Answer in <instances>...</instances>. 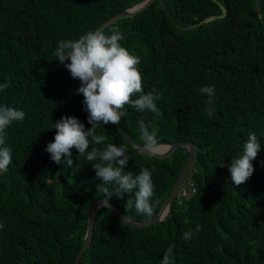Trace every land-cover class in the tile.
Instances as JSON below:
<instances>
[{
  "label": "trees",
  "instance_id": "16d2710c",
  "mask_svg": "<svg viewBox=\"0 0 264 264\" xmlns=\"http://www.w3.org/2000/svg\"><path fill=\"white\" fill-rule=\"evenodd\" d=\"M136 0H0V105L23 110L25 118L6 129L12 162L0 174V264H72L84 231V213L95 197L126 208L127 194L109 196L97 185L96 172L85 156L72 149L73 165L52 161L46 146L54 140V124L75 116L90 128L78 79L54 52L61 40L78 39L112 12ZM259 3L264 20V0ZM158 0L101 29L118 30L122 47L140 58L145 93H161L162 113L121 111L129 136L144 143L139 122L161 140L189 139L196 146L189 173L195 190L175 197L163 219L129 227L114 210L99 205L92 218V238L80 264H160L173 249V264H264V23L255 0ZM207 22L180 28L214 14ZM70 61H66L68 63ZM214 86L212 102L201 93ZM155 90V92L153 91ZM135 99L136 97H132ZM213 110L212 116L207 109ZM250 133L261 142L245 183L231 182L228 165L242 152ZM104 144L123 146L129 156L125 171L151 172L153 213L159 207L186 157L178 147L156 158L137 152L118 125L100 124ZM223 161V167L220 166ZM154 168V170H153ZM200 231L196 232V226ZM194 233L190 240L181 237Z\"/></svg>",
  "mask_w": 264,
  "mask_h": 264
},
{
  "label": "clouds",
  "instance_id": "9594fccd",
  "mask_svg": "<svg viewBox=\"0 0 264 264\" xmlns=\"http://www.w3.org/2000/svg\"><path fill=\"white\" fill-rule=\"evenodd\" d=\"M122 39V34L113 29L110 35L101 30L88 31L78 39L58 42L54 56L69 70L73 79L80 81L77 93L83 95L84 110L88 114L87 119L91 127L86 129L84 123L75 116H62L54 124L56 134L54 140L47 144L46 151L53 162H64L69 167L73 165L72 149L78 150L79 156L86 155L89 162L98 160L97 163H91L96 172V179L101 181L97 189L111 197L107 186L115 184V195L121 198L125 194L127 197H133L127 198L126 208L134 207L137 214L151 216L154 185L149 169L140 168L138 174L125 171L129 156L123 146L108 143L103 149L92 147L91 151H88L90 144L101 145L105 142L103 135L96 134L97 126L119 125L124 115L121 109L125 105H131L140 112H153L157 117L162 115L155 103L162 94L144 92L142 74L138 68L140 58L121 46L119 41ZM66 61L70 62L65 63ZM8 86V83H0V91H4ZM200 91L207 94L208 103H211L214 86H204ZM134 96L135 99L132 98ZM206 111L211 117L213 110L209 107ZM25 115L23 110L0 105V174L6 172L12 162L11 149L5 143L6 129L14 121H22ZM139 127L145 151L153 155L159 154L161 148L158 146L156 133L150 132L143 121L139 122ZM260 151L261 142L255 133H250L243 144L241 154L232 157L228 165L232 184L239 186L250 179L254 172L252 161ZM220 166H224L223 161ZM0 228H3L2 223ZM199 231L200 225H197L196 232ZM193 234L192 230H188L181 238L187 241ZM174 247V244L170 245L164 251L160 264H173Z\"/></svg>",
  "mask_w": 264,
  "mask_h": 264
},
{
  "label": "water",
  "instance_id": "95a60500",
  "mask_svg": "<svg viewBox=\"0 0 264 264\" xmlns=\"http://www.w3.org/2000/svg\"><path fill=\"white\" fill-rule=\"evenodd\" d=\"M151 1L152 0H136L133 3L121 8L117 11H114L110 15L105 17L102 21H100L98 24H96L92 28L91 31L99 30L104 25H106V24H108V23L112 22L113 20L118 19L120 17L133 15L135 12L145 8ZM158 1L161 4V6L164 8L166 13L170 16L169 10H168L167 5L164 2V0H158ZM255 4H256L258 18L260 20H262V22L264 23V20L261 17V11H260L259 3L257 0H255ZM221 8H222V13H220V14L210 15L208 17L200 19L199 21L190 22L187 24L177 23L172 17H171V19L180 28H187V27H190L192 25L196 26L197 24L204 23V22H207L211 19L223 16L225 14V7L223 5H221ZM118 126H119L126 142L128 143V145L141 154H144L147 156H154L156 158H164V157L169 156L178 147H184L187 150L186 157H185V159L181 165V168L178 171L175 179L171 183L170 188L168 189L166 195L164 196L162 202L160 203L159 207L156 209V211L151 216H149L145 219L140 220L137 218H133L131 215H129L128 213L123 211L120 208V206L117 205V203H115L113 200H111L109 198H105V197L93 198L90 201V203L87 205L85 213H84V222H85L84 231L82 233V237H81V240H80V243L78 246V250L75 254L74 259L72 260V264H80V256L82 255L83 251L85 250V248L88 246L89 242L91 241L92 232H93L92 218H93V214H94L95 209L99 205L105 204V205L111 207L114 210V212L117 213L118 216L122 220L125 219L124 222L127 225H129V227H143V225H147L150 223L157 222V221H159V220H161L167 216V214L169 213V211L171 209L172 201L177 195L178 189L180 188V186L183 183H185V181L189 177V173L191 172V170L193 168L194 160H195V153H196V146L194 143L191 142V140H189V139L161 140V142H158V145H165V148L163 150H161V152L159 154L153 155V154H150V153L145 151V149L143 147L144 143L141 144V143L135 142V140H133L129 136L123 119L120 121ZM125 217H127V219Z\"/></svg>",
  "mask_w": 264,
  "mask_h": 264
},
{
  "label": "built area",
  "instance_id": "2783aa9c",
  "mask_svg": "<svg viewBox=\"0 0 264 264\" xmlns=\"http://www.w3.org/2000/svg\"><path fill=\"white\" fill-rule=\"evenodd\" d=\"M195 190L193 182L190 180V177L187 178L185 183H183L177 191V197L186 196L187 194L192 193Z\"/></svg>",
  "mask_w": 264,
  "mask_h": 264
},
{
  "label": "bare ground",
  "instance_id": "6f19581e",
  "mask_svg": "<svg viewBox=\"0 0 264 264\" xmlns=\"http://www.w3.org/2000/svg\"><path fill=\"white\" fill-rule=\"evenodd\" d=\"M158 146L161 148V150L165 148V145H158Z\"/></svg>",
  "mask_w": 264,
  "mask_h": 264
}]
</instances>
